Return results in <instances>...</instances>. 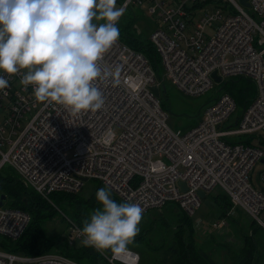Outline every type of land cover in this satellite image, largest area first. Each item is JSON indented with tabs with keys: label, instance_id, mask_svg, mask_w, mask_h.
Returning <instances> with one entry per match:
<instances>
[{
	"label": "built area",
	"instance_id": "2783aa9c",
	"mask_svg": "<svg viewBox=\"0 0 264 264\" xmlns=\"http://www.w3.org/2000/svg\"><path fill=\"white\" fill-rule=\"evenodd\" d=\"M247 1L250 12L239 0H147L149 13L157 15L149 41L165 76L180 91L206 92L213 88V73L254 81L256 95L235 119L236 127L222 126L236 102L228 93H217L197 125L173 130L151 90L159 87L160 78L150 60L118 39L99 63L109 69L119 65V83L95 81L104 95L103 106L95 111L73 114L63 105L38 101L33 86L20 83L24 70L4 73L8 86L0 90V169L11 165L25 186L45 198L57 191L79 192L95 179L123 201L141 205L143 213L175 202L200 226L199 191L207 195L218 186L264 229V169L257 187L250 176L264 158L257 144L264 134V0ZM202 7L211 10L195 18ZM233 135L246 137L228 138ZM255 136L253 143H245ZM3 205L0 236L16 240L30 215ZM222 220L212 226H222ZM68 229L71 240H82L75 223L69 222ZM105 257L110 264L139 261L133 250L120 259L111 253ZM0 264L79 263L55 252L27 256L0 248Z\"/></svg>",
	"mask_w": 264,
	"mask_h": 264
},
{
	"label": "clouds",
	"instance_id": "9594fccd",
	"mask_svg": "<svg viewBox=\"0 0 264 264\" xmlns=\"http://www.w3.org/2000/svg\"><path fill=\"white\" fill-rule=\"evenodd\" d=\"M117 0H0V90L4 75L23 71L20 83L32 85L41 102L63 105L78 114L104 104L97 79L119 83L120 67L99 60L120 37L125 7ZM102 21V22H95ZM99 207L80 229L84 246L108 251L114 259L131 254L144 209L116 201L111 189L95 193Z\"/></svg>",
	"mask_w": 264,
	"mask_h": 264
},
{
	"label": "trees",
	"instance_id": "16d2710c",
	"mask_svg": "<svg viewBox=\"0 0 264 264\" xmlns=\"http://www.w3.org/2000/svg\"><path fill=\"white\" fill-rule=\"evenodd\" d=\"M123 1L117 0V3L121 4ZM123 33V36L126 37L125 42L130 47L142 53H150L152 59L150 60L149 57L148 59L158 70L156 51L152 43L150 41H142L134 34H129L127 30ZM256 91V85L252 79L238 76L235 80L231 81L228 94L233 97L236 105L242 106L243 109L255 97ZM248 140L247 138L246 141ZM17 183L19 184L17 185ZM84 186L87 187V184H84ZM100 187L105 186L99 181L96 187L91 188L89 186L86 193H83L81 190L74 193L57 191L51 193L48 199H46L34 189L22 184L20 180L2 175L0 169V193L6 195L4 204H7L11 208L23 210L30 215V221L22 236L16 240L0 236V248L27 256L55 252L79 264H110L105 257V255H110V252L102 254L103 252L101 251L84 246L82 240L79 239V241L74 242V240L70 239L71 233L68 229L69 222L75 223L82 228L92 211L99 207L95 193ZM111 195L114 200L118 202L123 201L112 192ZM211 202L215 204V218L218 219L228 217V212L234 207L229 196L222 190L211 193ZM62 204L64 209L62 208ZM163 207L166 209L165 213L154 217V219L149 218L151 214L147 216L145 220L147 221V227L135 236L139 241L142 238L140 242L143 243L146 233H155L158 227L167 229L169 230L168 232L173 228V238L166 247V255L164 257L166 259L161 264H219L213 252L206 250L202 245H198L194 217L183 212L176 203H166ZM168 208H175L177 211L170 213L168 212ZM158 209L156 208V210ZM57 216H60L61 220L66 222L67 233H59L56 237L49 236L46 232L45 224ZM173 221L175 222L173 223ZM146 244L148 248L152 247L149 243L146 242ZM146 255L147 253L142 249V253L139 254L140 264H142L143 260H146L144 264H157L153 260H147ZM230 258H232V261L229 264H256L252 253H246L243 249L239 253H233Z\"/></svg>",
	"mask_w": 264,
	"mask_h": 264
},
{
	"label": "rangeland",
	"instance_id": "374dc122",
	"mask_svg": "<svg viewBox=\"0 0 264 264\" xmlns=\"http://www.w3.org/2000/svg\"><path fill=\"white\" fill-rule=\"evenodd\" d=\"M117 7H120V4H116ZM247 11L248 7L245 6ZM210 7H202L197 11L195 18L201 16L205 11H210ZM97 23L102 21H95ZM157 25V15L149 13V3L147 0H134L130 5L125 8V12L120 17L118 21V27L120 29L119 40L126 43V37L123 36L125 30L129 34H134L136 37L140 38L144 42L149 41V34ZM128 44V43H127ZM144 53V52H143ZM145 56L150 57V53H144ZM158 70L154 67L155 71L158 72V77L160 78L159 82V101L163 110L167 112V124L173 130H180L182 132L187 131L193 126L197 125L202 119L204 109L213 101L217 93H228L231 86V81L235 80L236 77H222L219 82L214 81L213 88L207 90L204 93L198 95H188L180 91L170 79L165 76L164 66L162 64L159 54L156 53ZM242 112V106L237 105L236 110L230 114V116L223 122L222 126L231 129L236 127L234 126L235 119L240 116ZM113 130L118 133L119 128L117 126L113 127ZM246 136L243 135H233L228 138L235 141H242ZM255 138H250L245 143H253ZM260 143L257 144L262 147L264 150V134L260 136ZM264 169V162H257L253 170L250 172L251 182L256 186V178L261 170ZM1 174L12 178L18 179L22 183L16 170L9 164H5L1 169ZM99 181L97 180H88L83 186V193L87 192L89 186L96 187ZM19 183H17L18 185ZM23 184V183H22ZM216 186L212 189V192L208 193L202 199V205L198 210V216L201 218V221L204 225L200 226L194 223L196 240L199 246H203L206 250L214 253V256L219 261V264H229L232 261V254L239 253L241 249L245 250L246 253H252L253 259L256 264H264V229L256 224L247 213H245L241 208L235 206L231 209V213L226 218H223L222 226H212L215 218V204L211 202V193L219 192V188ZM45 198V197H44ZM48 199V197L46 198ZM175 204V203H168ZM3 207H9L7 204H4ZM62 208L64 206L62 204ZM166 209L164 207L156 210L151 209L148 213L143 214V218L139 224L140 231L147 227V216L154 219V217L160 216V214L165 213ZM177 211L175 208H168V212L174 213ZM264 211L260 214L263 216ZM196 222V219L194 220ZM255 221V222H254ZM175 221H173L174 223ZM78 226V225H77ZM158 226V225H157ZM69 227V226H68ZM79 227V226H78ZM80 228V227H79ZM156 228V226H155ZM175 228V227H174ZM46 232L49 236L56 237L59 233H67L66 222L61 220L60 216L54 217L45 224ZM81 229V228H80ZM173 229V228H172ZM168 232L162 227H158L155 233H146V238L144 242L141 243L137 237L134 238L132 244L129 245V248L142 253V249L147 255L145 256L147 260L155 261L157 264H161L165 261V250L168 243L172 240L174 230ZM176 229V228H175ZM139 231V232H140ZM137 236V235H136ZM79 241L74 239V242ZM149 243L152 247L147 246ZM156 248V249H155ZM108 251H104L102 254H106ZM151 257V258H150ZM156 257V258H155ZM140 260L139 263L140 264ZM146 263V260L142 261V264ZM120 264V263H117Z\"/></svg>",
	"mask_w": 264,
	"mask_h": 264
},
{
	"label": "water",
	"instance_id": "95a60500",
	"mask_svg": "<svg viewBox=\"0 0 264 264\" xmlns=\"http://www.w3.org/2000/svg\"><path fill=\"white\" fill-rule=\"evenodd\" d=\"M239 1L246 7H249V5H250L247 0H239ZM212 76L216 82H219L221 80V77L217 76L216 73H213ZM151 90L155 96L159 95L158 85L151 86ZM261 161L263 162L264 158H262ZM84 179L86 180V178H84ZM181 185L183 186L184 189L186 188L184 182H181ZM199 196L203 199L206 196V193L204 191H199ZM5 200H6V195L4 193H0V206H2L4 204Z\"/></svg>",
	"mask_w": 264,
	"mask_h": 264
},
{
	"label": "crops",
	"instance_id": "0c3cea01",
	"mask_svg": "<svg viewBox=\"0 0 264 264\" xmlns=\"http://www.w3.org/2000/svg\"><path fill=\"white\" fill-rule=\"evenodd\" d=\"M117 4H119V3H117ZM202 224L204 225V223H202ZM203 225H202V226H203Z\"/></svg>",
	"mask_w": 264,
	"mask_h": 264
}]
</instances>
